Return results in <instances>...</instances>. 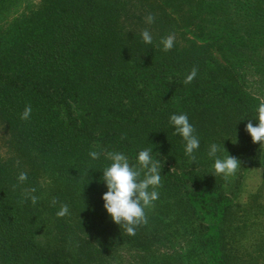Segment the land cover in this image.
Wrapping results in <instances>:
<instances>
[{"label":"trees","instance_id":"trees-1","mask_svg":"<svg viewBox=\"0 0 264 264\" xmlns=\"http://www.w3.org/2000/svg\"><path fill=\"white\" fill-rule=\"evenodd\" d=\"M39 2L0 56V264H117L107 258L125 248L151 254L155 264H236L233 240L227 243L236 232L233 206L221 197L226 182L211 175L214 160L228 153L240 167L262 162L257 143L245 146L256 102L229 59L215 57L217 32L203 37L197 27L166 52L164 31L151 44L136 28L122 34L114 0ZM234 37L225 35L222 44L233 46ZM193 67L197 75L185 84ZM26 105L32 112L22 120ZM181 113L200 141L195 161L169 123ZM211 144L219 146L216 157L208 155ZM146 148L162 167L165 161L184 167L188 177L165 178L161 170L159 198L145 209L147 224L128 235L103 208L102 171L110 161L89 153L121 152L135 166ZM46 187L48 201L41 198ZM30 188L35 204L24 200ZM60 204L68 205V215L57 217ZM182 224L195 231L176 249L171 241ZM42 225L51 235L37 241Z\"/></svg>","mask_w":264,"mask_h":264},{"label":"rangeland","instance_id":"rangeland-1","mask_svg":"<svg viewBox=\"0 0 264 264\" xmlns=\"http://www.w3.org/2000/svg\"><path fill=\"white\" fill-rule=\"evenodd\" d=\"M114 1L119 7L120 29L123 35L134 28L137 32L147 29L152 37H158L164 31L167 36L174 34L175 40L183 42V38L191 39L193 33H197V27L199 35L209 38L214 29L219 35V38L214 40V55L220 62L224 57L228 58L236 75L243 77L246 90L256 102L255 114L251 119L254 125L257 123L254 119L256 109L260 103H264V0H169L165 5H162L163 0ZM39 4V0H0V56L13 42L19 21L38 9ZM149 14L155 17L152 24L145 22V17ZM162 14L167 18L161 19ZM160 20L162 24H159ZM151 26H154V29H151ZM224 34L236 36L232 39L235 42L233 46L222 44L225 41ZM246 137L247 147L253 143L250 135ZM1 138L0 133V155L5 151ZM233 143L236 147L238 141ZM257 144L261 151L259 159L262 166L239 167L234 175L227 178L218 175L226 182L222 188L225 194L221 197L231 200L227 207L233 206L230 219H234L232 223L235 224L236 232L227 243L233 240L229 245L236 264H264V144ZM165 163L161 169L163 177H188L189 171L184 167L176 168ZM47 190L50 191L49 187L41 193V198L45 201L50 199ZM188 190L192 191L191 188ZM46 228V225H42L39 235L36 236L37 241H44L46 235H51V232L46 233ZM186 228L187 226L182 224L174 231L175 241H171L173 248L183 247V243L191 239L195 230ZM163 247L166 251V246ZM150 255L131 254L125 248L109 256L107 260L113 259L117 264H155Z\"/></svg>","mask_w":264,"mask_h":264},{"label":"clouds","instance_id":"clouds-1","mask_svg":"<svg viewBox=\"0 0 264 264\" xmlns=\"http://www.w3.org/2000/svg\"><path fill=\"white\" fill-rule=\"evenodd\" d=\"M154 21L155 17L152 14L145 17L147 24H152ZM141 37L145 44L152 43V35L147 29L141 32ZM160 43L164 51L171 50L175 43V35L170 34L164 37ZM196 75L197 69L193 67L186 76L184 83L190 84ZM31 112V105H26L20 118L28 120ZM254 119L257 123L254 125L252 119H249L245 125V131L250 135L252 143L261 145L264 144V103L258 105ZM169 123L174 127L175 134H178L184 141L185 155L195 161L193 153L199 148L200 141L195 135V129L189 122L187 115L183 113L172 114L169 117ZM218 151L219 146L211 144L208 151L209 157H216ZM152 152V148L139 151L135 166L121 152L102 150L101 152L91 151L89 153L93 160H97L103 155L110 161L109 165L102 171V180L107 189L101 197L103 208L111 221L123 228L128 235H135L137 227L147 224L145 209L153 207L154 202L159 198V192L156 189L161 186L162 163L159 159L153 158ZM239 167V159L227 153L223 159L216 158L214 160V174L211 175H222L227 178L234 175ZM17 179L23 183L27 180V173L20 172ZM35 191V188L25 189L24 200H30L32 204H35L38 200L37 196L32 195ZM58 203L56 198L51 201L52 206ZM68 214V205L60 204L59 210L56 212L57 217H64Z\"/></svg>","mask_w":264,"mask_h":264}]
</instances>
